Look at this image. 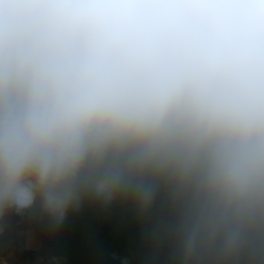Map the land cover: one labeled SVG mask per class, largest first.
I'll return each mask as SVG.
<instances>
[{
  "label": "clouds",
  "instance_id": "9594fccd",
  "mask_svg": "<svg viewBox=\"0 0 264 264\" xmlns=\"http://www.w3.org/2000/svg\"><path fill=\"white\" fill-rule=\"evenodd\" d=\"M87 205L151 264H264V0H0V233Z\"/></svg>",
  "mask_w": 264,
  "mask_h": 264
},
{
  "label": "trees",
  "instance_id": "16d2710c",
  "mask_svg": "<svg viewBox=\"0 0 264 264\" xmlns=\"http://www.w3.org/2000/svg\"><path fill=\"white\" fill-rule=\"evenodd\" d=\"M51 236V264H143L150 254L145 227L130 206L87 205Z\"/></svg>",
  "mask_w": 264,
  "mask_h": 264
},
{
  "label": "rangeland",
  "instance_id": "374dc122",
  "mask_svg": "<svg viewBox=\"0 0 264 264\" xmlns=\"http://www.w3.org/2000/svg\"><path fill=\"white\" fill-rule=\"evenodd\" d=\"M27 217H13L0 233V264H51V232ZM143 264H151L148 254Z\"/></svg>",
  "mask_w": 264,
  "mask_h": 264
},
{
  "label": "bare ground",
  "instance_id": "6f19581e",
  "mask_svg": "<svg viewBox=\"0 0 264 264\" xmlns=\"http://www.w3.org/2000/svg\"><path fill=\"white\" fill-rule=\"evenodd\" d=\"M5 264H7V263H5Z\"/></svg>",
  "mask_w": 264,
  "mask_h": 264
}]
</instances>
